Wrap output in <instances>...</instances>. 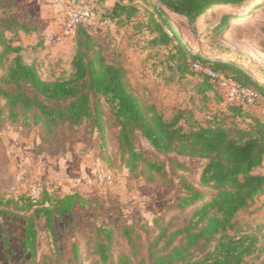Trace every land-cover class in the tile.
<instances>
[{
  "label": "rangeland",
  "instance_id": "374dc122",
  "mask_svg": "<svg viewBox=\"0 0 264 264\" xmlns=\"http://www.w3.org/2000/svg\"><path fill=\"white\" fill-rule=\"evenodd\" d=\"M114 1L0 0V35L7 42L24 49L21 51L24 61L34 63L43 79H67L72 72L76 36L50 43L48 35L62 27L67 10L90 7L95 14L106 15ZM262 1L259 4L257 1L247 2L237 8L227 6L236 18L225 22L220 29L215 28L221 18L218 10L209 9L189 23L182 16H172L171 19V14L155 0H133L131 3L138 6L136 20L134 24L118 21L116 58H108V61L128 66L131 63L123 53L128 48L129 52L141 53V63L153 69L156 83L151 86L139 84L133 70H129L130 87L141 99L154 103L168 120L178 108H191L193 119L185 123L184 114L180 121L185 129L193 121L207 123V115H216L217 122L222 124L245 126L239 118L233 121L224 117L227 107L217 102L212 94L210 101H204L199 93L204 79L201 73L179 76L168 48L149 44L152 35L145 30V21L149 13H155V4L162 13H166L191 53H198L209 60L233 63L245 71L250 69L253 78L261 81L258 78L264 73ZM247 13L248 16L243 18ZM89 31L96 42L101 35L108 39L112 34L109 30ZM14 54L4 55L0 75L5 73ZM251 112L255 114L254 110ZM103 118L106 125L100 133L89 121L72 130L59 128L58 131L47 132L29 122H11L4 116L0 117V209L5 210L0 213V264H77L78 259L69 261L73 244L79 256L84 258L83 264H92L98 258L92 253L90 241L100 226L113 229L116 255L129 251L121 237V227H139V253L145 255L147 241L157 230L155 219L164 222L171 217L172 226L181 223L182 212L174 208L185 195L180 180L175 178L165 185L154 184L129 173L119 162L117 128L111 124L105 105ZM135 146L150 159L167 161L169 158L156 153L139 135L135 138ZM204 162L203 159L183 158L186 170H178L177 173L199 187V174ZM98 167H105L111 176L100 181ZM254 172L264 173V158ZM42 189H54L50 198L75 192L83 201L75 203L70 212L53 213L49 226L42 218L36 221L32 253L26 242L27 202L21 195L28 193L36 197ZM235 220V231L257 233L259 248L264 253V195L256 196L250 207L236 214Z\"/></svg>",
  "mask_w": 264,
  "mask_h": 264
},
{
  "label": "trees",
  "instance_id": "16d2710c",
  "mask_svg": "<svg viewBox=\"0 0 264 264\" xmlns=\"http://www.w3.org/2000/svg\"><path fill=\"white\" fill-rule=\"evenodd\" d=\"M124 1L115 0L105 16L116 24L123 20L134 24L138 6L131 3L133 0ZM155 1L171 14V19L182 16L189 23L209 9L218 10L221 18L215 28L220 29L225 22L236 18L228 11L229 7L263 2ZM153 8L155 13H149L145 21V30L152 35L149 44L168 48L180 77L192 74L190 62L200 60L215 70L232 75L240 84L264 97V84L257 82L242 67L191 53L166 13H162L155 4ZM73 36H76V48L70 77L46 80L40 76L34 63L24 61L20 45L7 42L0 35V66L6 53H15L5 73L0 75V117L4 116L11 122H29L47 132H55L59 128L72 130L89 121L96 131L102 133L106 125L103 118L105 105L111 124L117 128V150L122 166L148 183L165 185L177 178L185 191L182 200L174 207L182 212L181 223L172 226L171 217L164 222L155 219L157 230L147 241L145 255L139 253V227H121V237L129 251L118 255L114 251L113 229L101 226L95 229L90 248L98 260L92 264H264L257 233L235 231L236 214L250 207L256 196L264 195V173L254 172L264 158V121L250 110L227 106L223 116L233 121L239 118L245 126L222 124L217 122L216 115H209L207 123L193 121L185 129L180 121L184 114L185 123L193 119L191 108H178L170 120L166 119L154 103L144 101L130 87L128 70L108 61L104 47L92 39L86 27L78 25ZM203 77L199 93L207 101L211 99L212 87ZM137 135L145 139L156 153L169 157L168 160L150 159L138 150L135 146ZM183 158L205 160L199 174V187L177 173L178 170H186ZM53 190L42 189L36 197L28 193L21 195L27 202L26 242L32 253L36 221L42 218L49 226L53 213L70 212L75 203L83 201L75 192L50 198ZM3 212L5 210L0 209V213ZM71 249L69 261L78 259L77 264H83L84 258L79 256L76 245L73 244Z\"/></svg>",
  "mask_w": 264,
  "mask_h": 264
},
{
  "label": "built area",
  "instance_id": "2783aa9c",
  "mask_svg": "<svg viewBox=\"0 0 264 264\" xmlns=\"http://www.w3.org/2000/svg\"><path fill=\"white\" fill-rule=\"evenodd\" d=\"M78 25L86 27L87 30H109L111 32L117 30L114 20L100 13L95 14L90 7H79L67 10L62 27L48 35L47 39L50 43L64 41L73 36ZM189 68L207 78L212 87L211 94L219 99V103L226 107L237 106L250 111L254 109L255 115L264 121V97L255 90L240 84L232 75L215 70L200 60H192ZM97 173L100 181L111 176V172L105 167H98Z\"/></svg>",
  "mask_w": 264,
  "mask_h": 264
},
{
  "label": "crops",
  "instance_id": "0c3cea01",
  "mask_svg": "<svg viewBox=\"0 0 264 264\" xmlns=\"http://www.w3.org/2000/svg\"><path fill=\"white\" fill-rule=\"evenodd\" d=\"M92 30L94 31V29H92ZM98 31H101V30H98ZM91 36L93 39L94 36L92 34H91ZM118 37H120V36H117V38ZM97 42L100 43L105 48L104 52L106 51L105 56L107 59L110 58L111 60H114V58H116V32H112V34L110 35V37L108 39H106V35H104V34L101 35V37H99V39H97ZM23 50L24 49L22 48L21 51H23ZM21 51H20V55L24 59ZM123 55H125V57L128 59L127 62L131 63V65H128V66H125L124 64H122V66L128 70L129 76H131L129 70H133V73H135L136 80L138 81L139 84L148 85V86L155 85L156 81L153 78L154 71L152 68L149 69V67L144 65L145 64L144 62L141 63V61H142V59H141L142 54L141 53H139L137 51H135V52L130 51L129 52V48H128V50H126V52L123 53ZM246 72L252 74V71L250 69H246ZM258 79H260L261 81H257V82L264 84V73H262ZM128 80H129V77H128ZM253 110H251V111H253Z\"/></svg>",
  "mask_w": 264,
  "mask_h": 264
}]
</instances>
